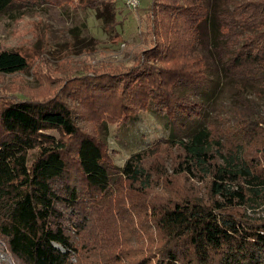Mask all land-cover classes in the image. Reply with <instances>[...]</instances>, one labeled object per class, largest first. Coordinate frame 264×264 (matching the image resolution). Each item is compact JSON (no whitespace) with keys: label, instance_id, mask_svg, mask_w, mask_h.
<instances>
[{"label":"trees","instance_id":"1","mask_svg":"<svg viewBox=\"0 0 264 264\" xmlns=\"http://www.w3.org/2000/svg\"><path fill=\"white\" fill-rule=\"evenodd\" d=\"M20 1L71 0H0V14ZM78 1L120 24L116 0ZM235 11L239 22L264 21V0ZM149 14L155 44L133 67L61 85L41 73L45 86L22 97L0 91V264H264V218L248 213L264 204V110L244 98L230 123L203 122L204 103L186 89L207 79L195 51L209 18L205 0H153ZM230 18L223 22L235 34ZM246 66L264 68V30L231 56L229 68ZM28 67L22 53L0 52V75ZM142 111L163 116L169 136L119 167L91 126ZM151 159L203 180L207 197L195 190L156 201ZM153 229L152 246L125 240Z\"/></svg>","mask_w":264,"mask_h":264},{"label":"rangeland","instance_id":"2","mask_svg":"<svg viewBox=\"0 0 264 264\" xmlns=\"http://www.w3.org/2000/svg\"><path fill=\"white\" fill-rule=\"evenodd\" d=\"M152 1L141 0L140 6L131 10L126 0H116L117 9L123 10L122 15L116 16L121 21L116 26L102 9L98 11L78 0L63 4L47 1L14 4L0 14V52L22 53L29 67L25 71L0 75V91L16 92L22 97L29 88L45 86L41 73L57 77L51 84L61 85L68 77L92 75L96 71L122 72L133 67L144 60L146 51L155 44L149 16ZM244 1L249 0H205L209 18L202 25L201 41L195 51L205 60L207 79L198 89L186 91L204 103L203 122L206 124L230 123L244 98L264 110V78L260 75L264 68H229L236 47L250 34L264 30L263 20L239 22L232 16L236 5ZM225 14L231 16V24L237 28L235 34L227 33L223 22ZM74 102L77 106V101ZM91 127L106 141L109 155L119 167L134 153L147 150L170 133L166 119L151 111H142L127 123H98ZM177 154L173 150L174 157ZM151 163L150 168L156 170L151 196L156 201L169 202L174 193L195 190L207 197L203 180L175 173L171 162L160 164L157 159H151ZM248 213L253 218H264V204L250 206ZM150 232L155 233L154 229L147 233L142 231V239L130 236L125 240L135 249L149 247L153 245L149 240Z\"/></svg>","mask_w":264,"mask_h":264},{"label":"built area","instance_id":"3","mask_svg":"<svg viewBox=\"0 0 264 264\" xmlns=\"http://www.w3.org/2000/svg\"><path fill=\"white\" fill-rule=\"evenodd\" d=\"M126 4L131 10H135L140 6L141 0H126Z\"/></svg>","mask_w":264,"mask_h":264}]
</instances>
